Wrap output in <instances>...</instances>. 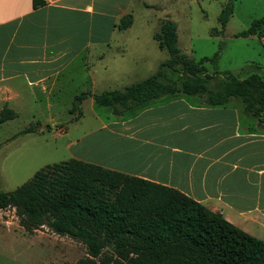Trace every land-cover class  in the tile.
<instances>
[{
  "label": "crops",
  "instance_id": "1",
  "mask_svg": "<svg viewBox=\"0 0 264 264\" xmlns=\"http://www.w3.org/2000/svg\"><path fill=\"white\" fill-rule=\"evenodd\" d=\"M134 1L0 0V111L39 106L75 85L91 94L81 108L93 109V95L124 90L109 87L126 76L108 73L116 58L108 62L107 47ZM100 109L97 143L84 148L97 156L77 159L174 188L264 241V116L240 100L209 104L182 92L119 114Z\"/></svg>",
  "mask_w": 264,
  "mask_h": 264
},
{
  "label": "trees",
  "instance_id": "2",
  "mask_svg": "<svg viewBox=\"0 0 264 264\" xmlns=\"http://www.w3.org/2000/svg\"><path fill=\"white\" fill-rule=\"evenodd\" d=\"M236 1L228 0L222 8L219 34L225 32ZM40 5H45L42 0H33L34 7ZM131 24L123 23L122 28ZM256 35H264V18L235 36ZM153 38L169 59L150 77L124 90L93 95L96 105L119 114L182 92L200 95L209 104L240 100L247 114L264 116V77L253 66L238 73L221 71V46L211 57L188 59L179 48L178 27L171 19L163 21ZM168 70L177 78H171ZM89 96L87 92L76 96L70 112L80 116L81 104ZM18 117L4 106L0 125ZM40 126L32 123L23 134L35 133ZM8 209L15 210L27 231L47 227L83 243L88 258L78 264H264V241L222 214L174 188L81 159L46 166L13 191L2 190L0 178V210Z\"/></svg>",
  "mask_w": 264,
  "mask_h": 264
},
{
  "label": "rangeland",
  "instance_id": "3",
  "mask_svg": "<svg viewBox=\"0 0 264 264\" xmlns=\"http://www.w3.org/2000/svg\"><path fill=\"white\" fill-rule=\"evenodd\" d=\"M227 2L135 0L131 12L119 24L123 29V23H132L131 28L116 29L110 34L108 62L111 58L116 60L108 64V73L126 77L111 81L109 87L120 89L130 86L155 73L159 65L169 59L167 51L160 50L153 38L166 19L177 24L178 45L188 59L200 61L211 57L221 46L218 63L221 71L238 73L251 65L264 77V35L235 36L249 29L254 21L264 18V0H237L225 32L219 34L221 25L218 18ZM207 66L212 72L213 67ZM168 75L177 78V73L172 70H168ZM75 86L69 87L63 95L40 98L41 105L29 104L17 112V119L0 125L2 190H15L46 166L83 155L90 159L97 156V147L93 150L84 148L86 143L89 147L97 143L98 116L107 112L96 104L93 109L89 108L87 101L80 109V116L79 112L71 113L72 95L82 91ZM48 101L53 104L50 110L46 107ZM76 116L79 118L75 119ZM33 121H40L38 131L23 134ZM85 136L87 138H83ZM73 141L78 143L73 144ZM87 252L83 243L57 235L47 227L27 231L20 225L14 209L0 210V264H78L88 258Z\"/></svg>",
  "mask_w": 264,
  "mask_h": 264
},
{
  "label": "built area",
  "instance_id": "4",
  "mask_svg": "<svg viewBox=\"0 0 264 264\" xmlns=\"http://www.w3.org/2000/svg\"><path fill=\"white\" fill-rule=\"evenodd\" d=\"M44 4H55L58 0H42Z\"/></svg>",
  "mask_w": 264,
  "mask_h": 264
}]
</instances>
